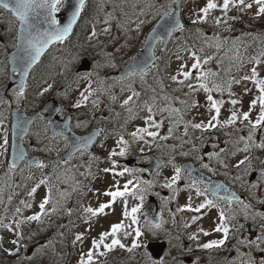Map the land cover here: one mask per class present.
Returning <instances> with one entry per match:
<instances>
[{
	"label": "snow or ice",
	"instance_id": "1",
	"mask_svg": "<svg viewBox=\"0 0 264 264\" xmlns=\"http://www.w3.org/2000/svg\"><path fill=\"white\" fill-rule=\"evenodd\" d=\"M90 3L91 0H0V12L9 14V32L13 31V27L18 25V27H16L15 42L12 44V47L15 48L16 51L9 58V63L11 65V74H17L19 76L16 87L12 89V101L5 100L0 96V106L11 107V103L14 102L17 108L20 107L27 97V89L29 88L28 78L33 69L41 62V58L47 53L51 46L63 44L70 38L73 34L74 27L77 25L78 21L82 19V13L87 11V7ZM181 3L182 0H164L163 3L157 5L155 0H147L145 6L140 9L139 15H146L148 11L156 9L153 13V18H159L158 23L151 30L150 34L146 36L144 41L148 54L143 58H133L125 74L118 77L105 91L109 96V100L115 103L118 97L112 92V88L115 87V84H126V86L120 88L121 93L125 91L130 93L120 104L121 109L127 113L125 125L122 127L126 126L130 120L139 118V113L141 111L147 113V115L142 118L145 126L136 127L134 131L128 133V136L131 137V142L142 141L149 147L155 145L157 148H161L162 145L157 142L158 140L167 141L169 138H176L180 140L181 148H183L184 144L191 145L189 151L180 152L181 156L187 157L191 152L200 153L206 140V134L210 133L212 129L232 127L237 133L241 132L243 129H247V135H238L234 139L225 141L226 144H231L234 150L229 151L213 143L211 145L213 150L206 153L208 162H204V155H197L195 159L200 162L201 169L215 173L216 169L211 166L213 161L224 169H228L230 165L226 162V157H235L238 153H244L245 155L243 158L235 165H232V167L237 169L238 173L235 180L248 183L245 177L257 173L256 182L248 183L247 191L258 205H264V199L258 198L255 191L264 187V160L260 161L261 167L257 169L253 165V157L251 155L254 149L264 150V78H261V74L256 67L264 64V50H261L258 55L249 58L248 63L255 65L251 67L250 73L237 78L231 75L232 69L235 68L236 71L239 72L244 68L245 60L241 55L240 48L246 46L241 44L239 38L233 40L232 47L227 49V51L234 50V55L228 57L230 61L229 67L223 69L226 78H221L220 72L213 71L211 68H205L206 65L216 58L213 56H206L202 60L198 52L202 53L205 46L214 47L217 51H220V49L228 43V40L216 34H213L211 37L205 36L201 28L196 27L195 33L197 39L202 41V46L197 48L195 44L190 46L186 42H182L177 53L181 51L188 52L190 54L189 59L193 62L190 68L187 64L181 63L177 72L170 77L171 82L177 85V87L172 89L173 92L181 91L185 87L187 88V92L184 93L185 99L173 97L168 94L166 91L168 86L165 85L162 77L154 78L156 87L150 86L149 90L152 92V95L142 102L140 101L141 93L133 87L137 80H139L142 86L145 85L147 82L146 78L149 74L154 70L157 72L159 71V66L156 63L159 59L156 55L157 48L166 51L167 42L176 39V33H184L187 30L185 24L181 22ZM132 6L133 8L136 7L135 4ZM254 7V17L264 18V0H222V4H218L216 0H206L205 6L200 8L199 13H197V18L192 19L191 24L195 26L206 23L210 13L220 8L223 12V19L217 16L214 20V24L216 27L223 26L226 30L231 31L229 21H235L239 16H229L228 13L230 8L237 10L238 13H243L253 10ZM98 8L103 11V4L98 5ZM61 13H66V15L58 16V14ZM123 15L127 17L128 13L124 12ZM115 19L114 12H105L103 23L106 27L101 30L104 34L111 31L110 24ZM100 22L99 17H94L90 39L98 35L96 25ZM131 22L130 19H126L123 23L117 22V27L127 32V25ZM144 23L145 21L140 20L136 24L135 31L139 32ZM247 35L251 34L249 33ZM253 38L256 39V37ZM223 59L224 57H221L217 63L221 64ZM177 60H182L179 54H177ZM107 66L112 68L116 67V65L111 62ZM192 70H196L195 76ZM3 71L4 69L0 68V73H3ZM193 78L195 83H193ZM248 81H251L254 85L257 90V95L249 102V110L240 111L237 105H241L242 101L232 98L236 95L232 91V88L233 85H240L242 82ZM51 88L52 85L49 84L47 87L43 88L39 95L44 96ZM157 89H159V93H157ZM200 90L206 94L209 119L207 122L186 120L184 110L197 107V102L195 100L190 101L187 97H191ZM97 91H99V89H92L91 81H89L87 88L79 93V99L75 101L72 107L78 110L86 106L90 98L94 96ZM249 91L251 90L247 88L244 89L245 93ZM214 92L219 93L221 97L227 93L230 97L228 103H230L232 107L229 109L230 114L226 119H220L222 106L225 104V101L223 99H215L213 97ZM66 97L67 94H65V98ZM159 100H163L166 103L161 106L158 102ZM174 101L178 102L182 107H175L173 104ZM90 102L93 107H98L99 105V100L97 99H92ZM257 107L258 115L253 119L252 110L257 109ZM56 111L63 114L64 109L60 108ZM165 113H167L166 117H164ZM119 115L120 113H116V116ZM157 116L164 118L157 120ZM6 119L4 112L0 111V128H3ZM165 119L168 120L169 127L167 129V134L161 135L159 129L163 127ZM34 120H44V117L37 114L34 118H25L17 114L16 122L12 125V136L15 137L19 135L20 139L24 140L30 134L29 125L33 124ZM238 122L240 127H237ZM180 124H183L184 127L183 135L181 137H174V131ZM82 126H85L84 123L77 121L75 127L80 128ZM50 127H52L51 121H46L43 132L46 134ZM190 128L194 131L199 130L201 132V136L197 138L200 140L199 147L190 137ZM68 130L69 124L65 123L62 127H59L58 130H53L52 136L50 137V141H56L58 138H62L64 147H71L73 149L63 161L56 160L50 162L53 165V175L58 182L60 181V176L57 173V169L61 164L67 165L77 153L81 156L87 154L90 160L95 159V157L88 152V146L93 143L94 137L101 135L104 131L103 129H98L87 138L74 137L70 144L69 137L66 134ZM258 132L260 133L259 142H257ZM35 135L39 142L41 133L36 132ZM225 135L231 136V133H225ZM183 137L189 138L185 140ZM147 138L151 139L149 140ZM115 143L118 150L117 148H113L108 155V159L111 161V167H106L103 171L104 173H112L117 177H123L125 174H128L132 178L128 179L127 182L123 184V190H121L119 180H116L113 186L114 190H108L103 193L105 196L111 198L110 201L107 203H100L96 208H84V219L85 222H88L93 217L105 214V210L112 208L118 198H123L124 208L122 216L125 219H130V224L127 225V228L130 230L123 231L126 228L123 221L111 224L109 231L101 232L98 239H93L91 241L90 249L79 256L78 264H100L98 258L107 256L108 253L117 247L129 253L140 248L142 246L140 238L143 235V229L139 226L140 220L138 214L141 213L146 198L149 195H155L161 200L160 215L155 221L148 218L146 214L144 216V228L155 235V230H162L163 226L167 223V221L163 219V209L167 208L172 201L176 200L178 194L183 191L190 193L187 197V203L177 207L176 212H172L171 209H169V215L172 216V222L174 224L176 222V213H193L191 216V223H196L203 218L202 215L196 214H202V212L212 209L218 212V216L214 221L213 231L220 234V238L200 244L198 245L199 248L204 250H217L224 247L226 242L230 239H235L236 243L233 247L236 249V258L231 264H264V223L258 225V231L254 232L253 235L242 236L241 233L245 229V224L237 220L235 207L239 208L246 222L251 220L254 225H256L258 219L264 220V212L255 211L252 203L245 202L236 192L230 191L223 184H213L211 181L205 184L203 177L199 179L193 177L192 169L190 167L184 168L176 164L175 157H170L168 160V164H171L174 174L170 178H166L164 183L159 185L161 188L167 189L170 195L161 196L159 192L153 191L156 187L155 180L142 179L139 175L142 174L145 169L124 167L122 171L115 170L118 167L116 158L126 157L130 154V141L125 139V136L121 134ZM241 144L243 145L242 147L240 146ZM10 147L12 149V159L7 163L5 177L0 178V180H5L6 186L9 188L11 184H8L7 181L11 180L12 174H14L18 168L21 175H23L25 168L31 171L34 166L39 170H43L49 166L42 160H29L27 153L22 147H19L15 143L10 145L9 132L5 130L2 135V142H0V156L7 154ZM168 147H170L172 152L176 151V145H170ZM46 150L51 151L52 149L47 148ZM141 151H143V149H141ZM256 159H259V157H256ZM19 162H24L25 167L20 168ZM163 166L164 162L158 159L156 164V176H159L160 169ZM241 169H243V174H240ZM69 171H71V169H65V176ZM88 174L90 175L91 173ZM228 174L227 171L224 172V175L227 176ZM81 175L85 174L81 173ZM27 179L32 180L33 176L29 175ZM51 180V176H43L27 191L26 195L28 200H21L19 202L20 206L16 207L15 213L10 218V222H5L9 219L7 215H0V229L7 230L9 233H14L15 236V238L10 241L13 245L12 249L4 248L3 236H0V250L9 256L17 257L15 264H24L25 261H31L33 259L32 256L21 255L22 251L27 250L25 241L31 240L35 235V232L27 236L25 235L24 227L26 225L32 222L42 225L46 218L58 215L61 210L69 217L73 214V209L65 207V204L71 194L81 190L83 186L80 182L75 181L73 177L71 191H61L58 187L55 188L56 196H58L57 199L53 196V184ZM182 180L186 182L183 187H179L178 182ZM63 182L67 183V179ZM41 186H45L46 194L41 198L38 204V211L31 215L24 216V209H31L33 207V203L29 201L35 199V195ZM241 186L243 187V184ZM4 191V187H0V204L4 203ZM193 191L197 198H202L195 206L193 205V197L191 195ZM128 197L139 201L138 204L131 207L130 211L127 206ZM12 199V195H9V204L12 203ZM221 204L225 207H221ZM7 211L8 210L5 209V213H7ZM133 225L137 226L133 228ZM189 226L190 224L188 223L184 225L185 228ZM61 227H63V225H61ZM122 231L125 238L132 237L130 247L122 243L119 238V234ZM199 233H202L204 236L210 235L208 231L199 228L197 232H193L189 235L188 239L190 241H198ZM57 235L62 237L63 233H57ZM109 238L110 242H106ZM83 239V235L78 233L75 235L72 243L75 245L77 242H82ZM143 246L146 249L145 256L151 260V264H164L163 259H152L153 256L147 251V245ZM46 247H54L52 240H49L47 245L42 246V248ZM241 248L247 251H241ZM40 250L42 249H38V251ZM189 251H191V249H189Z\"/></svg>",
	"mask_w": 264,
	"mask_h": 264
},
{
	"label": "rangeland",
	"instance_id": "2",
	"mask_svg": "<svg viewBox=\"0 0 264 264\" xmlns=\"http://www.w3.org/2000/svg\"><path fill=\"white\" fill-rule=\"evenodd\" d=\"M147 0H91V3L87 7L86 13L83 14V17L80 22L79 31L82 33L79 37V40L82 39V52L78 58L72 57L71 60H62L61 55L59 56L60 49L58 45L52 47L50 54L53 58H57L56 64L51 67L50 76L46 78L41 85L34 89L27 91V97L22 102V106H24L27 111L31 112L36 109V105L40 102H43L50 96H53L55 91H60L57 96L61 97L62 102L65 106H62L64 109L63 114L70 113L72 115L71 124L72 127L77 132H87L91 128L95 126L105 127L106 121H111L114 119L120 120L122 126L125 125V119L127 118V113L121 109L120 104L122 101L130 94L125 91L121 93L120 88L125 85L115 84V87L112 88V92L118 97L115 103H112L109 100V96L105 91L109 85L113 84L116 79L120 76H117L119 69L123 66V64L130 59L131 55L135 52L139 46L142 45L144 33L150 28V26L154 23L155 19L153 18V13L156 9H152L147 12L146 15H139L140 9L145 6ZM164 0H155L157 5L163 3ZM218 4H222V0H216ZM103 4V11L98 8V5ZM133 4L136 5L133 8ZM206 0H188L185 3L183 16L185 21L190 23V29L193 31L192 33L195 36L196 47L199 48L202 46V41L197 39L195 28L200 27L204 32L205 36L211 37L213 34L219 35L223 39H227L228 43L224 45L220 51H217L214 47H204V51L198 54L201 56V59L206 56H213L216 59L212 60L205 68H211L213 71L220 72L221 78H226L223 69L229 67V59L234 55L233 51H227V49L232 47V41L239 40L241 44L246 43L251 35H247L244 31L249 28V23H256L260 20L264 21V18H255V7L251 11H246L243 13H238L237 10L230 8L228 15L229 16H239V18L235 21H229V26L231 31L226 30L225 27H216L214 24V20L217 16L223 19V12L220 8L213 10L206 23L192 25L191 20L197 18V13L201 7L205 6ZM105 12H114L116 17L110 24L111 31L107 34H104L101 30L106 27L103 23V18ZM128 13V16L125 17L123 13ZM94 17H99L100 23L96 25V30L98 35L96 37L89 38L91 36L92 27L94 23ZM158 18V17H157ZM126 19H130L132 22L127 25L128 31L117 27V22L123 23ZM143 20L145 23L141 26L139 32L135 31L136 24ZM15 27H13V31L9 32V14L0 12V68H3V73H0V82L6 84L8 77V69L6 67V57L5 52L8 51V48L13 43V39H15ZM180 34V33H178ZM181 36V34H180ZM182 36L180 37V39ZM175 40V39H174ZM173 41V40H172ZM176 42L173 43V52L171 58L168 62H165L159 66V71H153L151 74L152 78H158L157 76H165L167 80L170 81L172 85V89L177 87L176 84L172 83L170 80L171 75L175 74L180 67L181 63H185L190 68L191 63L193 62L189 59V53L181 51L177 53L180 45H177ZM242 52V47L240 48ZM158 53L161 52L160 48H157ZM177 54L182 57V60H177ZM59 56V57H58ZM83 57H87L90 60L89 70L87 71H76L77 66L80 64V60ZM221 57H224L221 64H218L217 61L220 60ZM52 58V59H53ZM245 66L244 68L237 72L235 68L232 69L231 75L239 78L245 74L250 73L251 67L255 66L251 63H248L249 58H244ZM114 63L116 65L115 68L107 66L109 63ZM258 71L261 74V78H264V64L256 66ZM195 76L196 70H192ZM90 74V75H89ZM155 76V77H154ZM67 78L69 83H72V86L66 87L67 83H64L61 86L58 85L60 78ZM182 78V77H181ZM89 81H91L92 89H99L95 93L94 96L90 98L99 100L98 107H93L91 102L82 107L83 110H78L73 113L74 108L72 105L75 103L77 99H79V93L84 91ZM127 83V82H126ZM193 83L195 80L193 78ZM49 84L52 85V88L46 93L44 96H40L39 93L43 90L44 87H47ZM142 85L139 80L133 85L135 89H139ZM250 89L251 91L245 93L244 89ZM70 89V90H69ZM69 90V91H68ZM169 91L173 97H180L181 99H185L184 93L187 92V88H183L181 91L173 92ZM232 91L236 94L235 97L242 101L241 105H237V108L240 111L249 110V102L257 95V90L251 81L242 82L240 85H233ZM65 94L67 97L65 98ZM9 97L5 100L12 101V90L8 92ZM213 97L215 99H223L225 104L222 106V114L220 119H226L230 114L229 109L232 107L228 101L230 97L227 93L220 96L219 93H213ZM187 99L195 100L197 102V107L185 109L184 116L186 120H191L193 122L204 121L207 122L209 119V114L207 112V101L206 94L200 90L199 92L193 94L191 97H187ZM142 102V101H141ZM166 102L162 101L161 106H163ZM11 104H15L12 102ZM175 107H182L178 102H173ZM9 108L7 106H0V111L4 112L5 117L7 118ZM72 112V113H71ZM116 113H120L119 116H116ZM147 115L146 112L141 111L139 113V118L134 120H130L126 126L117 129L116 131L107 130L104 132L101 140L95 145L93 151H88L91 153L95 159L90 160L87 154L81 156L79 153L68 162L67 165L61 164L57 169V173L60 176V181L58 182L56 177L53 175V165L50 163L52 161L61 160V155L66 149L64 147V142L62 138H58L56 141H50V137L52 136L50 129L45 134L43 132L44 124L46 120H37L31 129L30 134L25 138V144L28 149L40 155L41 160L47 163L49 176L52 177L51 183L53 184V196L58 199L56 196L55 188H59L61 191L68 190L65 184H70L73 182V177L82 179L84 177L86 182L89 184V191L86 193L85 198L82 202L76 203L74 208V204L71 201V196L68 198L65 207L73 209V216L78 217L81 222L75 227L71 229V234H68V238L72 242L76 234H82L84 239L82 242H77L75 245L73 243L69 248L70 253L67 254L66 260L64 264H78L79 256L82 253H86L91 247V241L93 239H98L99 234L104 231H109L111 224L115 222L123 221L126 225V228L123 231H128L130 229L127 228V225L130 224V219H125L122 216L124 203L123 198H118L114 203L113 207L105 210V214L98 215L97 217L91 218L88 222H85L84 216L85 213L83 209L86 207L96 208L100 203H107L110 201V197L105 196L103 193L108 190H114V183L116 180H119L121 190L124 183L127 182L128 179L132 177L128 174H125L123 177L114 176L112 173H104L103 169L106 167H111V161L108 159L109 152L113 148H117L115 141L119 138L121 134L125 136V139L130 141V154L126 157H117L118 167L115 169L116 171H122L124 167H128L124 161L126 159L133 160L138 164H148L150 162V158L152 156H157L164 162V166L160 169L159 176H156L157 172L156 166H153L151 169L147 168L142 174H139L142 179H150L156 181V187L153 191L159 192L161 196L170 195L167 189L161 188L159 185L164 183L166 178H170L174 174V170L171 164H168V160L170 157H175V163L179 165V163L184 159H194L197 161L195 157L197 155H204V162H208L206 153L212 151L211 145L213 143L219 145V147L226 148L229 151L234 150L231 144H226V140L234 139L238 135H247V129H243L241 132L237 133L234 131L232 127H228L225 129H212L210 133L206 134V140L203 145V148L200 153L191 152V154L187 157L181 156V151H189L191 148L190 144H184L183 148L180 147V140L176 138H169L167 141H157L162 145L161 148H157L155 145L149 147L144 144L142 141L140 142H131V137L128 136V133L135 130L136 127L145 126L143 123V117ZM258 115V107L257 109L252 110V118ZM167 116V113L164 114V117ZM164 117L157 116L156 119L160 120ZM77 121L84 123L85 126L80 128L75 127ZM9 120L6 119L3 128H0V142H2V135L5 130L9 132V144H10V125ZM169 127V122L165 119L164 125L161 129H159L161 135L167 134V129ZM237 127H240L239 122ZM36 132L41 133V139L38 142V138L35 135ZM184 132L183 124H180L174 131V137H181ZM190 137L197 146H200V140L197 139L201 136V132L199 130L189 129ZM225 133H231V136L225 135ZM189 137H183V139L187 140ZM151 139V138H147ZM260 133H257V142H259ZM170 145H176V151L172 152ZM243 146L242 144L240 145ZM47 148H51V151L46 150ZM143 149V151H141ZM118 150V148H117ZM7 154L0 156V178L5 177V172L7 171V163L6 159ZM244 153H238L235 157L227 156L226 162L230 165L228 169H224L223 167L216 164L214 161L211 166L216 169V176L222 177L226 180V182L230 184H234V187L237 188L241 193H244V201L247 203H252L254 206V210L258 212H264L261 209L262 205H258L254 199L249 195L247 191L248 183L256 182L257 175L254 179L250 180V175L245 177L244 181L235 180L237 173V169L232 167L235 165L240 159L243 158ZM253 157V165L258 169L261 167L260 161L264 160V150L254 149L251 153ZM259 157V159H256ZM7 161V162H6ZM150 165V164H149ZM25 163L20 165V168H24ZM71 169L65 176V169ZM131 168H139L138 165H133ZM36 169V170H34ZM150 172H148V171ZM227 171L229 174L226 176L224 172ZM84 173L85 175H81ZM88 173H91L90 175ZM240 174H243V169L240 170ZM29 175L33 176L32 180H28L27 177ZM43 176H47V173L43 170H39L36 167L29 171L25 168L23 175H21L19 168L16 170L14 174H12L11 180L7 181L8 184H11V187H7L5 180H0V187H4L5 191L3 193L4 203L0 204V215H7L9 217L5 222H10V218L15 213L16 207L20 206L19 202L21 200H28L27 191L34 186V184L41 179ZM67 179V183L63 181ZM186 181L182 180L178 182L179 187H183ZM243 184V187L241 186ZM69 191V190H68ZM256 191V195L258 198H264V187H261ZM46 194L45 186H41L35 195V199L29 202L33 203V207L31 209H24V216L31 215L34 212L38 211V204L43 196ZM12 195V203H8V196ZM190 195L189 192L183 191L180 192L177 196V199L172 201L171 204L168 205L167 208L163 209V219L167 221V223L163 226L162 230H155V235L152 232H149L146 228H144V215L142 213L138 214L140 223L139 226L143 229V235L140 238L141 247L136 249L134 252V256L136 257L133 261V264H151V260L145 256V247L147 241L153 238L160 239L162 236L167 238L169 241V249L167 253L161 257L164 262L169 260L170 263L175 264H201L203 262V256L201 255L204 249L198 247V245L208 242L213 239L220 238V234H217L213 231L214 221L218 216V212L215 209L210 211L202 212L203 218L198 220L196 223H191V216L193 213L184 212V213H176L175 224L172 222V216L169 215V209L172 212H176L177 207L183 206L187 203V197ZM193 197V205L198 204L202 198H197L195 196L194 191L191 193ZM155 196V195H154ZM157 197V196H155ZM160 202L161 208V200L157 197ZM147 200V198H146ZM145 200V202H146ZM144 202V204H145ZM139 201L135 200L131 197H128V209L131 210V207L138 204ZM144 206V205H143ZM235 207V206H234ZM5 209H7V213H5ZM235 211H240L238 207H235ZM143 212V207L142 211ZM238 216H241L243 222V215L238 212ZM66 220H68V216L64 213L63 210L58 215L50 216L44 220L42 225H38L36 222H32L29 225L24 227V232H27L31 229L35 232L36 240L39 242L32 241L27 244V250L24 252V255L32 256L33 259L29 262H33L34 264H44L47 261L46 257L50 256V251H52L53 247L42 248L43 245H47L49 240H52L49 236H47L48 228H60V233L66 232ZM250 221V222H249ZM245 223V230L242 232L243 235L251 236L254 232L258 231V225L264 223V220H257L256 225L253 224L251 220ZM188 223L189 227L185 228L184 225ZM137 225H133L132 227H136ZM199 228H203L205 231H208L210 235L204 236L202 233H199L198 241H190L188 239L189 235L193 232H197ZM43 229V230H41ZM123 231L119 234V238L122 243L127 246H131L132 237L125 238L123 235ZM50 235V234H49ZM0 236H3V246L4 248L12 249L13 245L10 243L11 239H14V233H9L7 230L0 229ZM106 242H110L107 240ZM54 243V242H53ZM38 249H42L38 251ZM145 249V251H144ZM191 249V251H189ZM103 250V249H101ZM119 253H125L126 250H122L120 248L114 249ZM198 251V255L196 254ZM241 251H247L246 249L241 248ZM3 252L0 250V253ZM129 253V252H127ZM6 256V253H4ZM113 254V253H109ZM108 254V255H109ZM190 255H195L196 260L194 262L187 263L186 257ZM236 258V249L233 247L232 252L227 257L226 264H231V262ZM100 264H111L104 257H99Z\"/></svg>",
	"mask_w": 264,
	"mask_h": 264
},
{
	"label": "trees",
	"instance_id": "3",
	"mask_svg": "<svg viewBox=\"0 0 264 264\" xmlns=\"http://www.w3.org/2000/svg\"><path fill=\"white\" fill-rule=\"evenodd\" d=\"M252 36L250 37V39L247 41V44L245 45L246 47H243L242 52L244 54V58L247 57H252V56H256L259 54V52L261 50H263L264 48V21L261 20L260 23L258 22L257 24L252 25ZM186 31L184 33H181L182 38L180 39H175L173 40L168 46H167V50L164 51V53L161 55V57L159 58V64H163L165 62H168V58H169V53H166L168 50L171 51V49H173V43L178 42V44H181L182 42H186L188 45H192L195 44L196 45V40L195 37L193 35V33L191 32V30L188 28V25L186 26ZM81 32L79 31V29L75 30L73 32V34L70 36V38L65 41L63 44H58L59 49H60V53L59 56L61 55L62 60H71L72 57H76L78 58L80 55L83 54L82 52V40H79ZM180 36V37H181ZM253 37H256V39H254ZM58 56V57H59ZM53 56H51L50 52L49 54L47 53L41 60V62L33 69V71L31 72L29 78H28V83H29V88L27 89L28 91L33 90L34 88H36L41 82L42 80L48 75V73L50 74V70L51 67H53L57 61V58H53ZM166 64V63H165ZM52 71V70H51ZM155 77V76H154ZM158 78L162 77L164 79V83L165 85H167L168 87L166 88V90H172V85L170 83L169 80H167V78L165 76H157ZM146 84L141 86L139 89H136L137 91H139L141 93V97H140V101H144L145 99H147L148 97H150L152 95V92L149 90L150 86L151 87H156L155 84V79L152 78L151 74H149V76L146 78ZM64 83H68L67 80H65L64 78H60L59 81V86L62 87V85ZM70 84V83H69ZM69 84H66V87L69 86ZM5 85L0 83V96H2L3 98L6 97V92H5ZM169 92V91H167ZM60 93V91H55L54 94H58ZM157 93H159V89H157ZM56 97V96H55ZM57 98H60L59 96ZM163 100H159V104H162ZM125 124V123H124ZM105 127L106 129H108L109 131H113V130H117L119 128H122V123H120V120H111V121H106L105 123ZM34 168V167H33ZM32 168V170H33ZM36 170V169H34ZM44 171L47 173V175L49 176V171H48V167L44 169ZM86 177L82 178V179H78L76 178L75 181L80 182V184L83 186L81 190H78L77 192H73L72 194L74 195L75 199L77 200H81L83 198V195L85 194V192L89 189V184L86 182L85 180ZM73 185V183H72ZM72 185H70L68 187V189L71 191V187ZM71 221V223H70ZM81 222V220L78 217H74L73 215L71 217H68V220L66 221V226L67 229L69 227L78 225ZM60 228L56 227V228H48V232H47V236H49L51 239H53V245L54 247L52 248V251H50V256L46 257L47 261L44 264H64V261L66 260V257L68 256L67 254L70 253V247L72 245H70V240L68 239V233L64 232L63 236H59L57 235V233H60ZM34 232L33 229L25 232V235H29L30 233ZM50 234V235H49ZM32 241L35 242H39V240H36L35 235L32 237L31 240H26L25 243L28 244L29 242L31 243ZM25 251H22L21 255H24ZM111 252H115V250L111 251ZM133 254V253H130ZM132 255H129V258H132ZM17 257H13V256H6L4 254V252L0 253V264H15ZM120 260H123V258L119 255L116 256V261L119 262ZM220 260V259H219ZM219 260H216V256H213V264H217L219 262ZM24 264H34L33 262H29V261H25Z\"/></svg>",
	"mask_w": 264,
	"mask_h": 264
},
{
	"label": "water",
	"instance_id": "4",
	"mask_svg": "<svg viewBox=\"0 0 264 264\" xmlns=\"http://www.w3.org/2000/svg\"><path fill=\"white\" fill-rule=\"evenodd\" d=\"M180 12H181V7H180ZM63 15H66V13L58 14V16H63ZM181 22H182V19H181ZM157 23H158V21L147 32L146 36L150 34L151 30L156 26ZM146 36H145V38H146ZM15 51H16V49L13 48L8 53V61H9V58L12 56V54ZM147 54H148L147 53V48L145 47V45L143 43L141 49L139 51H137L135 54H133V56L131 57V60L127 64H125L121 69H119V71L117 73L118 76L121 77L122 75L125 74V72L128 70V68L130 67V65L132 63L133 58H135V57L143 58ZM88 68H89V63H88L87 59H83L82 62H81V64H80V66L78 67V70H87ZM18 81H19V76L17 74H11V65L9 63V81H8V88H10L11 86L17 84ZM59 107H60V103L57 102L54 99H48L47 101H45L42 104V106H41L40 109H38L35 113H30V114H28L25 111V109L22 108V107L17 108L15 105L11 106V144L15 143L19 147H22L25 150V152L27 153L29 160L39 161V157L36 154H29L28 153L26 147L24 146L23 140L20 139L19 135L15 136V137L12 136V125H14L15 122H16L17 114H19V115H21V116H23L25 118H34L37 114H40L44 118H46L48 121H51V123H52L51 130L53 132V130H58V128L59 127H62L65 123H68L69 124L70 123V119H71L70 115H65L63 118H61L58 115V112L56 111L57 109H59ZM42 110H45L46 113H43ZM31 125H29V129H30ZM98 129L99 128L93 129L88 134L78 135V134H75L71 130L70 125H69V130L66 132V134L68 135L69 142L71 144L72 138H74V137L87 138V137L91 136L94 132H96ZM96 138H97V136L94 137L93 143L95 142ZM93 143L88 146V149H91L92 148ZM71 151H73V149L71 147H69V149L63 154V158H66L68 156L69 152H71ZM11 159H12V149L10 150L9 162L11 161ZM126 163H128L129 165H133L134 164V161L133 160H127ZM156 164L157 163H156L155 158H152L151 164L150 165H146L144 167L145 168L147 167V168L151 169L153 166H156ZM183 167L184 168L190 167L192 169V171L195 170L194 167L192 166V164L190 162H185L183 164ZM195 174L197 175L198 178L203 177V180L206 183H208L209 181H211L213 184L220 183V184L225 185V187L228 188L230 191L236 192L234 189H230V187L227 186L220 179L211 180L209 176L204 175L203 173L197 172V171L195 172ZM253 176H254V174L251 177H253ZM237 195L241 198V195H239V194H237ZM145 210H146V215L148 216V218L153 219L155 221L156 218L159 217V214H158V211H159L158 210V204H157L156 200L153 197H150L149 198V201H148V203H147V205L145 207ZM147 248L151 252V254H152V256L154 258H159L163 254V252H164V250L166 248V242H164V241H151V242L147 243Z\"/></svg>",
	"mask_w": 264,
	"mask_h": 264
},
{
	"label": "flooded vegetation",
	"instance_id": "5",
	"mask_svg": "<svg viewBox=\"0 0 264 264\" xmlns=\"http://www.w3.org/2000/svg\"><path fill=\"white\" fill-rule=\"evenodd\" d=\"M187 259H189L190 260V262H191V259H193L192 257H187Z\"/></svg>",
	"mask_w": 264,
	"mask_h": 264
}]
</instances>
